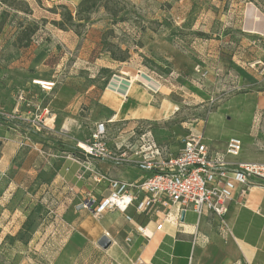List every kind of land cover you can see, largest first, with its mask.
<instances>
[{"label": "rangeland", "instance_id": "1", "mask_svg": "<svg viewBox=\"0 0 264 264\" xmlns=\"http://www.w3.org/2000/svg\"><path fill=\"white\" fill-rule=\"evenodd\" d=\"M38 1L45 5L39 15L44 55L35 76L74 91V95L68 91L60 97L71 101L77 98L73 108L58 114L56 132L52 134L44 129L45 122L41 120L51 111H41L33 105L27 108L34 112L31 115H35L33 119L42 135L31 137V141L43 146L42 154L67 157L79 143L90 139L98 123L111 121L112 113L98 101L115 76L149 72L165 86L166 98L177 110L158 123H109L108 143L113 151L135 123L165 139L160 143L158 138L162 145L182 144L198 125L205 124L233 98L253 103L251 96L264 90V72L260 74L258 66H243L251 73H242L243 68L234 70L239 67L234 61L249 64L258 55L253 51L258 40L248 39L242 30L248 6L245 26L251 33L257 32L254 35L264 37V0H94L95 9L79 15L81 3L76 7L61 3L50 9L45 0ZM1 3L22 10L28 7L25 0H0V7ZM250 10L256 18L248 15ZM210 51L220 53L213 55ZM122 59L124 62L119 61ZM55 90L47 93L44 108ZM160 104L154 101L157 108ZM258 113L259 110L255 115ZM68 117L72 120L68 133H62ZM224 123L222 132H232L237 119L231 117ZM46 158L40 180L32 171L27 179L12 181L17 169L0 168V264L128 262L125 255L118 257L115 250H103L97 243L69 248L72 227L66 215L68 210L74 211L81 196L71 198L67 204L69 194L62 191L64 186L52 180L57 157ZM117 258L118 263L114 261Z\"/></svg>", "mask_w": 264, "mask_h": 264}, {"label": "crops", "instance_id": "2", "mask_svg": "<svg viewBox=\"0 0 264 264\" xmlns=\"http://www.w3.org/2000/svg\"><path fill=\"white\" fill-rule=\"evenodd\" d=\"M81 1L43 2L51 9L61 3L66 7H76ZM25 2L28 7L24 10L13 8L6 3H1L0 7V168L4 171L17 169L18 173L12 181L27 179V175L32 171L36 174L35 179L40 180L44 159L57 157L54 161L56 168H53L52 180L55 184L64 186L62 191L69 194L67 204L72 202L71 198H79L89 190L98 196H107L109 192L105 186L96 188L90 180L77 181L76 175L82 170L79 165L67 157L42 154L43 146L37 141H31V137L42 135L37 121L33 119L35 115H31L34 112L27 108L33 105L41 111H51L50 116H41V120L45 122L44 129L52 134L56 132L58 114L73 108L77 98L71 101L68 97L64 99L58 96L63 85H57L50 101L53 106L48 104L43 107L47 93L33 82L48 81L37 79L35 76V68H40L39 64L42 63L44 55L40 44L43 39L39 15L45 5H40L38 0ZM247 10L248 6L244 12L242 32H247L248 39L258 40V47L253 49L258 55L251 63L248 62L249 64L240 65V62L234 61V64L239 66L234 70L243 68L242 73H251L243 66H258L262 70L261 74L264 72V37L254 35L257 32L251 33L245 26ZM65 38L68 42L69 37ZM209 53L219 55L220 52ZM148 73L141 71L137 74H125V77L115 76L109 88L101 93L98 103L112 113L113 123L128 120L158 123L176 112L177 106L166 98L165 86L156 81L150 73L147 76ZM20 90L27 91L24 93L23 103L18 102ZM251 97L253 103L233 98L212 114L205 124L198 125L195 133L202 134L205 142L215 151H224L230 139L239 138L243 142V152L240 158L231 161L264 163V147L261 143L264 136L258 133L254 125L255 112L259 110L258 114L263 115L261 128L264 131V90ZM157 100L162 103L160 108L154 105ZM39 115L38 113L37 116ZM231 117L237 119L236 129L232 132H222L221 127L226 126L224 122ZM65 119L62 133H68L72 121L69 117ZM156 136L158 140V134ZM159 139L160 143L166 142L162 137ZM171 145L173 152L182 148V144L177 142ZM69 154L74 155L72 152L67 155ZM95 165L114 179L141 181L145 178L144 173L132 167L99 161H95ZM71 188L75 189L74 192H71ZM76 205L74 211L68 210L66 215L67 223L72 227L68 242L71 249H77L87 243H97L102 236L109 233L113 241L110 249L115 250L118 257L125 255L128 259V262L123 261L125 264H264V187L253 188L246 197H242L240 192L236 193L227 218L231 234L226 237L221 234L219 222L212 215L205 214L199 218L194 211H188L184 219L182 213L178 220L177 207L171 208V222L164 223L163 228L158 230V224L163 222L168 209H162L151 216L138 215L131 209L129 215L132 221H127L125 216L118 212H109L101 221H97L91 214L77 211ZM139 228H142V232L138 231ZM127 237L132 239L129 247L125 242ZM114 261L118 263L119 258Z\"/></svg>", "mask_w": 264, "mask_h": 264}, {"label": "built area", "instance_id": "3", "mask_svg": "<svg viewBox=\"0 0 264 264\" xmlns=\"http://www.w3.org/2000/svg\"><path fill=\"white\" fill-rule=\"evenodd\" d=\"M33 84L48 94L56 88L51 81L36 80ZM24 101V92L20 91L18 102ZM262 119L263 115L257 114L254 125L264 136ZM109 123L113 122L98 123L90 139L77 145L78 155H67L82 169L76 175L78 182L90 180L94 187L105 186L109 192L107 196H98L89 190L81 195V202L76 205L77 211L87 212L97 220H102L109 212H118L132 221L131 209L141 216L168 209L163 222L158 224L161 230L164 223L171 222V208L177 207L178 220L188 211H194L199 218L212 215L226 237L231 234L227 218L236 193L246 197L253 188L264 187V163L231 161L240 158L243 152V142L239 138L230 139L224 151H215L202 134L193 133L182 141L178 152H173L170 146L157 141L149 127L135 123L126 130V138L121 137L113 151L108 143ZM261 143L264 147V141ZM95 161L135 168L144 173L145 178L141 181L114 179L102 172ZM74 190L71 188V192ZM138 231L142 232V228ZM105 235L111 239L109 233ZM125 242L129 247L132 239L127 237Z\"/></svg>", "mask_w": 264, "mask_h": 264}, {"label": "trees", "instance_id": "4", "mask_svg": "<svg viewBox=\"0 0 264 264\" xmlns=\"http://www.w3.org/2000/svg\"><path fill=\"white\" fill-rule=\"evenodd\" d=\"M95 9V2L94 0H83L80 4V7H79V11H78V15L81 14V13H89V12H92L93 10ZM69 18L70 20H72V15H69ZM121 62H124V59L122 60H119ZM68 91H71L74 95V91L66 86H63L60 91H59V94H64V93H67ZM75 95H76V92H75ZM72 153L78 155V151L77 150H73Z\"/></svg>", "mask_w": 264, "mask_h": 264}, {"label": "water", "instance_id": "5", "mask_svg": "<svg viewBox=\"0 0 264 264\" xmlns=\"http://www.w3.org/2000/svg\"><path fill=\"white\" fill-rule=\"evenodd\" d=\"M256 10V9H255ZM185 213L182 215V219H184ZM98 246L103 250H108L112 247L113 241L106 235L102 236L97 242Z\"/></svg>", "mask_w": 264, "mask_h": 264}, {"label": "bare ground", "instance_id": "6", "mask_svg": "<svg viewBox=\"0 0 264 264\" xmlns=\"http://www.w3.org/2000/svg\"><path fill=\"white\" fill-rule=\"evenodd\" d=\"M248 15H249V16H251V17H254V18H256V17H255V14L253 13V11H252V10L248 11Z\"/></svg>", "mask_w": 264, "mask_h": 264}]
</instances>
